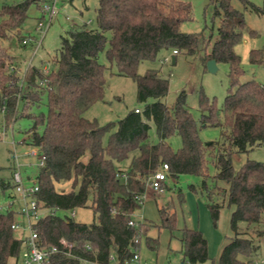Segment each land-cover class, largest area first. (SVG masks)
Instances as JSON below:
<instances>
[{
  "label": "trees",
  "instance_id": "obj_1",
  "mask_svg": "<svg viewBox=\"0 0 264 264\" xmlns=\"http://www.w3.org/2000/svg\"><path fill=\"white\" fill-rule=\"evenodd\" d=\"M241 1L246 8L264 15V4ZM215 2L214 14L221 23L218 37L213 40V34L204 30L181 31V24L193 17V7L188 2L98 0V28H89L87 23L72 27L62 36L61 46L52 58L57 68L45 72L41 67H30L23 77L11 69L14 58L1 41L15 34L24 42L21 29L30 6L39 2L25 0L1 7L0 109L8 122L20 117L32 120L24 142L39 147L47 157L36 178L38 204L47 212L35 225L39 246L57 249L46 264H82L83 260L111 264L113 255L118 264H127L150 227L166 228L173 235L179 228L177 213L170 205L159 207L160 225L134 218L142 207L148 184L164 163L174 178L180 174L207 176L209 160L218 168L214 179L229 184L224 196L227 204L234 207L230 222L234 234L224 245L219 264H255L254 239L240 231V223L264 222V162L249 159L236 170L232 155L234 150L247 153L264 145V84L254 79L240 80L244 69L235 45L242 41L246 29L244 12L235 8L231 0ZM164 49L176 50V56L202 55L205 63L215 59L218 64L229 65L231 88L222 109L207 102L203 94L200 100L201 109L210 111L201 125H222V140L201 139L199 122L188 107L185 90L172 107L166 104L170 81L160 75V70L138 73L142 61L155 59ZM102 51L116 64L118 74L136 81L138 100L145 103L142 113L134 109L117 123L105 125L85 116L91 106L104 99L108 68L99 59ZM250 60L263 63L262 51L253 49ZM45 96L47 114L40 110ZM151 122L159 137L156 143L149 138ZM113 125L117 129L104 144L103 138ZM175 135L182 139L177 150L169 142ZM131 156L127 168L118 166ZM0 184L3 190L12 187L3 179ZM163 186L167 187L166 182ZM204 187L208 189L206 180ZM208 193L210 200L213 195H220L215 189H208ZM223 205L209 203L216 226ZM84 207L94 210L97 221L82 223L71 215L56 214L58 210ZM18 216L15 210L0 211V264H19L26 247V240L17 237L12 227ZM132 220L135 225L130 224ZM180 240L184 262L198 264L209 259L208 241L201 230L185 227ZM63 241L73 244L74 257L66 254L68 248ZM147 244L156 251L159 240L148 236Z\"/></svg>",
  "mask_w": 264,
  "mask_h": 264
},
{
  "label": "rangeland",
  "instance_id": "obj_2",
  "mask_svg": "<svg viewBox=\"0 0 264 264\" xmlns=\"http://www.w3.org/2000/svg\"><path fill=\"white\" fill-rule=\"evenodd\" d=\"M25 0H0V9L5 3L14 4ZM39 2L33 4L29 9V17L25 20L21 29V35L28 38L29 43L24 44L22 40L13 35L9 39L1 41L2 47L14 58V64L17 67L20 76H24L30 67H41L45 72L57 68L53 56L61 46L62 36H66L67 31L72 27L88 24L89 28H98L96 20V8L98 0H35ZM188 2L193 7V17L184 21L180 29L183 32H201L206 31L213 34V40L218 37V28L220 26V17L215 16V0H182ZM257 6H263L264 0H249ZM232 5L244 12L246 20V29L240 43L235 45V51L241 56V66L244 74L241 76V82L248 80H257L264 84V62L252 63L250 53L253 49L262 51L264 58V15L258 14L246 8L241 0H231ZM54 7L56 13L53 15L49 25L50 11L45 13L46 5ZM45 25L44 32L39 30V23ZM0 22L2 16L0 15ZM49 25V27H48ZM48 27V28H47ZM254 32V33H252ZM110 36V33H108ZM172 50L164 49L153 60H144L138 66V73L145 75L149 69L160 70V75L169 79L170 89L165 102L172 107L179 94L185 90L187 94V103L194 117L199 122V135L204 142L222 140V125H201V120L210 114L209 110L201 109L200 100L203 97L207 102L215 103L218 109H222L227 95L230 92L229 72L230 67L227 63H219L216 72H210L207 63L204 62L202 55H188L179 53L177 62H172ZM100 61L107 66L105 78L107 81L104 99L96 102L85 113L90 119H96L101 125L110 122L117 123L129 112L137 107H145V103L138 100V87L136 81L126 75L118 74L115 63L110 62L106 51L99 55ZM165 59H168L165 61ZM170 59V60H169ZM15 68V67H14ZM45 83V82H44ZM46 87L45 85H43ZM236 88L234 87L233 90ZM27 92V87L24 93ZM153 101L152 99L149 102ZM22 103L19 105V110ZM40 110L47 114V97H44V103ZM142 113V112H141ZM221 116L222 117V112ZM6 113L0 109V180L11 183L10 188L3 190L0 184V211L7 212V204L15 197L16 191L13 187V172L15 164L20 165L23 180L26 185H31L39 173V158L31 154L32 146L24 142L27 138V130L32 125V120L27 117H20L15 121L8 122ZM222 120V118H221ZM117 129V125L105 134L104 144L109 141L110 134ZM149 138L152 142L159 141L156 127L151 122ZM172 147L177 150L182 146L180 136H172L169 139ZM16 152V153H15ZM137 154V151L135 152ZM134 153V154H135ZM17 157V160L15 158ZM133 156V155H132ZM117 163L121 168H127L133 157ZM249 159L264 162V145L255 147L247 153L234 150L232 155L233 165L239 170ZM206 175L198 174H180L177 177L168 175L166 184L162 192H153L150 185L147 187L146 196L142 207L134 214L135 220H148L151 223L160 225L159 207L170 205L176 211L177 227L179 230L171 232L166 228L150 227L147 234H143L140 239L138 253L142 263L146 264H189L184 262V254L181 243V230L185 227L201 230L208 241L209 259L206 262L198 264H219V257L224 245L233 236L231 229L232 207L227 204V197L224 196V188L229 184L225 181L214 179L218 172L216 164L209 160L206 165ZM204 180L209 190H214L220 195H213L210 200L208 189L204 187ZM69 187V186H68ZM67 187V189H69ZM220 202L223 207L220 211V217L217 226L214 224L213 216L209 203ZM21 208V202L17 196L11 206V210L18 211ZM234 208V207H233ZM47 211H44L46 213ZM72 211H56L57 215H71ZM17 220L26 224V220L21 216ZM75 220L82 223H93L97 221V215L90 207L77 208ZM240 231L246 232L248 236L254 239L256 245L255 264H264V222L259 224L240 223ZM28 230L15 231L17 237L23 234L28 235ZM157 238L159 240L158 249L151 250L147 244V237ZM19 264H23L20 259ZM111 264H118L115 255L112 256Z\"/></svg>",
  "mask_w": 264,
  "mask_h": 264
},
{
  "label": "built area",
  "instance_id": "obj_3",
  "mask_svg": "<svg viewBox=\"0 0 264 264\" xmlns=\"http://www.w3.org/2000/svg\"><path fill=\"white\" fill-rule=\"evenodd\" d=\"M45 10H46L45 13L47 11H50V17H49V25H50L53 19V15L56 13V11L54 7L50 6L49 4L46 5ZM44 28L45 25L41 21L39 23V30L44 32ZM43 34H45V32ZM23 43L28 44L29 43L28 38H25ZM173 53L177 54V51L174 50ZM167 60L168 59H165V61ZM14 70H17L16 66H13V71ZM42 85L48 86L47 82L45 83L42 82ZM135 111L141 113L142 109L137 107ZM31 154L39 158L40 167L45 165L47 157L46 154L42 152L39 147H32ZM15 158L17 160L16 155ZM169 169H170L169 165L167 163H164L161 166V168L154 174V176L151 178L150 183L148 184L150 185L152 190H154L155 192H162L164 190L163 184L167 181L169 175ZM13 183L16 194L12 196L15 198L11 202H8L7 210L8 211L11 210V206L13 205V203L15 202L18 196L19 201L21 202V208L17 212L19 216H21L26 220V224H24L23 222L20 223L18 220H16L12 227L14 231L17 230L29 231L27 236L23 234V238L26 240L25 241L26 247L22 251V256H21L22 262L23 264H46L50 258V254L56 252L57 249L53 248L51 250H46L41 248L38 243V233L35 225L37 221L46 213H44V211L40 209L38 204L37 193L39 191V185L37 183V179L33 180L31 185L29 186L26 185L23 180L20 165L16 163L13 172ZM143 199H145V195L143 196ZM71 216L72 217L76 216V210L72 211ZM130 224L135 225L136 222L132 220L130 221ZM63 243H64V247L68 248L66 254L68 256L74 257V255H72L71 253L73 244L68 243L67 241H63ZM82 264H97V263L93 261L83 260ZM127 264H146V263L141 262L140 255L136 251L133 257L131 258V260Z\"/></svg>",
  "mask_w": 264,
  "mask_h": 264
},
{
  "label": "water",
  "instance_id": "obj_4",
  "mask_svg": "<svg viewBox=\"0 0 264 264\" xmlns=\"http://www.w3.org/2000/svg\"><path fill=\"white\" fill-rule=\"evenodd\" d=\"M172 62H176V55H172ZM207 68L210 72H216L218 70V63L215 59H210L207 62Z\"/></svg>",
  "mask_w": 264,
  "mask_h": 264
},
{
  "label": "crops",
  "instance_id": "obj_5",
  "mask_svg": "<svg viewBox=\"0 0 264 264\" xmlns=\"http://www.w3.org/2000/svg\"><path fill=\"white\" fill-rule=\"evenodd\" d=\"M79 26H80V25H79ZM74 27H78V25H77V26L74 25ZM172 52H173V51H172ZM173 55H176V54L173 53ZM176 62H177V56H176ZM176 62H175V63H176ZM153 192H155V191L153 190ZM156 193H159V192H156ZM145 196H146V194H145ZM232 210H234L233 207H232ZM22 236H23V235H22ZM222 249H223V248H222Z\"/></svg>",
  "mask_w": 264,
  "mask_h": 264
}]
</instances>
